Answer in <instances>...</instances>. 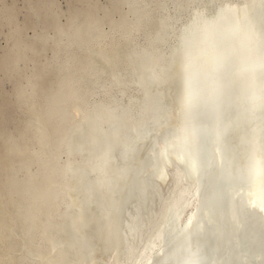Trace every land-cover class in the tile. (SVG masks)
<instances>
[{
    "label": "rangeland",
    "instance_id": "1",
    "mask_svg": "<svg viewBox=\"0 0 264 264\" xmlns=\"http://www.w3.org/2000/svg\"><path fill=\"white\" fill-rule=\"evenodd\" d=\"M219 1L0 0V264H105L110 254L113 255V261H111L113 264H116L119 260H121L120 264H125L124 257L127 254V245L122 243L124 248L120 246H122L121 242L130 238L128 227H126L127 223L129 224L134 219V216L136 217V214L140 219H143V217L144 219L149 218L147 212L149 211L148 215L150 216V209L155 203L160 204L161 201L151 200L148 191L144 193L147 197H144L143 189L147 188L149 190L153 183L146 182V178L139 171L132 172L134 168H136L135 170L141 169L139 165L136 166L137 162L134 157L140 158V154L143 151L139 154V150L135 151L138 146H134L130 151H123L129 154L125 156L120 151L122 148L121 144L113 141L109 142L112 137V116H117L118 118L119 114L125 112L132 116L135 113L139 116L144 113L146 117L148 106L152 103L155 119L159 118L158 112H156V109H159L160 112L162 111L161 113L167 111L163 114L164 116L170 115V118L172 116L173 118L184 117L183 122L187 121L186 119L190 116V108L193 106L187 100L189 99V94L191 95L194 92L192 91V85L189 86V84L190 82L195 83V81H192L189 77L185 80V75L177 80V71L171 66L177 61L176 57H172V59L171 56H173V53L176 54L177 51L175 52V50L180 47L182 42H186L184 39L197 35V29L201 33L204 31L203 28L205 26L211 24L210 26L214 27L213 23H220L219 26L216 25V28L221 27L219 29L220 32L221 30L223 31L220 33L223 38H229L230 42L236 38L232 42L235 45L237 44V48L241 47L243 43L245 46L243 45L244 47L242 48L247 49V51L251 49L247 48L250 42L245 39L247 37L244 35L245 25L243 26V23H241L246 21L245 24H250L247 16H250L251 8L248 11H244L245 16L239 12L244 1L240 0L242 3L239 0H222L220 3ZM248 1H245V6L252 4L255 0ZM251 1L252 3H250ZM189 4L192 6L187 8ZM256 6L257 4L254 5V7ZM181 7L188 9V12L184 10L181 13L183 11ZM206 8L209 10L207 13L205 11ZM217 12H220L218 13L220 16H217ZM231 12H233L234 18L238 19L237 21L242 18L241 24L235 25L236 27L230 31H226L228 27L222 22L226 18L222 19V16L225 17L229 13L231 15ZM247 12H249V15ZM254 13H251V17L253 15L252 19L256 20L259 16ZM205 14L210 15V18ZM215 16H217L216 20L213 18ZM202 18L206 25L205 23L203 24ZM219 18L222 20H219ZM248 20L249 23L247 22ZM225 21L227 22L228 20L226 19ZM193 22H195V27L196 24L197 26L199 25V22H201L200 25L203 24L205 26L200 28L199 25L196 29L192 25ZM174 24L177 29L173 27L175 26ZM53 25L54 27H52ZM188 26L190 27L186 30ZM237 28L238 32L243 33L241 34L242 39L237 37L240 35L236 36L235 34ZM190 29L192 32L195 29L194 31L197 33L193 32L192 36ZM201 29L203 31H200ZM204 29L206 30L207 28L205 27ZM232 31L235 33H232ZM148 38H154L152 40L155 42L152 43V40L148 41ZM172 38L176 42L174 41L173 43ZM238 40L243 42L240 43ZM169 41L172 43H169ZM149 42H151L152 46ZM167 44H171L170 48ZM172 44L174 47H172ZM147 45H150V48ZM152 48H156L154 50L155 54H153ZM159 48H162V51ZM147 50L151 51L149 52L152 55L151 57H149ZM169 51L174 52L169 54ZM130 52L139 54L135 53L134 55V53ZM163 52L165 57L162 56L164 55ZM129 53L130 55L128 56ZM130 56L135 60L132 61ZM141 56L143 57L140 58ZM215 56L216 54L210 58ZM129 58L132 63H129ZM147 58L151 59L149 61H152V64H155L157 68L160 67L159 70L161 71L157 72V77H151L153 71L151 69L153 67L149 66L151 68H148L149 61ZM227 58L232 61L231 57L228 56L225 59ZM164 60L169 65L166 71L168 74L170 72L169 76L167 75L168 77L163 76L167 67L163 63ZM188 60H192V58L185 56L178 64L181 65L182 62H185L183 64L185 65L189 63ZM193 60L199 62L201 66H207L211 63V60L201 61L194 56ZM16 62L17 64H14ZM229 63H232L233 66V61H225L221 66L218 63L216 66L218 68L212 69L206 74V77L214 71H220L219 67H225ZM185 68L187 67L185 66ZM196 68L198 67L196 66ZM194 71V75H202L204 69L201 67ZM115 74L118 75L117 78ZM201 75L197 78H200ZM206 77L199 79V81L205 84ZM150 78H153L152 83L149 82ZM162 79H169L167 81L169 83L165 85ZM147 82L149 83L147 84ZM152 84L153 88H150ZM195 84L197 86V82ZM59 86L62 87L59 88ZM117 86L118 88H116ZM22 89L26 93H22ZM45 90L47 91L44 92ZM196 94L199 99L204 97L206 100L208 96L206 84L205 89L201 93L197 90ZM131 97L134 98L131 99ZM116 99H118L117 102ZM165 99L167 103L164 102ZM130 101L133 102L132 105ZM140 102H142L141 105H144V107L143 110L138 111L140 106L136 109L133 104ZM43 104L44 106L47 105L46 110L44 109L45 107H42ZM190 104L192 105L190 106ZM39 105L40 109L38 110ZM176 106L178 109L180 107L183 108V110L181 108L178 110ZM113 107H117V111L115 108L117 113H115ZM44 112H46L47 116ZM186 113L189 114L187 117L184 115ZM68 115H70L71 120ZM163 115L160 116L165 119ZM140 118H143V116ZM121 119L118 121H121ZM33 123L36 128L32 125ZM50 124L54 127L50 126ZM103 124L106 127H103ZM107 124L108 127L112 125V127L110 126L111 129H109L110 127L107 129ZM102 128L103 130L107 129L109 133L106 130L108 134L106 133L105 136H103V132H101L103 133L102 135L99 134L100 131H103L101 130ZM97 131L98 134L93 136ZM79 133L81 134L79 135ZM36 134L39 135L37 136ZM95 136L96 138H94ZM55 144L56 146H54ZM12 145L14 150L11 149ZM130 145L132 144L129 143V145L125 146L130 147ZM106 147L110 148L111 156L114 158L119 155L120 163H124L123 161L125 160L131 161L132 159L135 161L132 163V170L127 175L122 170H118L120 177L117 178L123 182V184L122 182L118 184L122 186L128 183L129 186L121 187L123 191H118L120 195H116L117 200L113 199L114 194L112 192L107 195L96 192L97 182H94L92 177L84 174L85 168L88 169L87 166L98 162L103 151L108 149ZM142 149L144 150V148ZM4 153L5 158H2ZM6 156L8 157L7 159ZM84 160L86 164L83 163ZM130 172L131 174L129 175ZM136 172L139 173L137 174ZM139 174H141V178ZM124 175L127 178L123 179ZM129 178L131 179L130 182L132 181L131 183ZM133 178H138L142 182L135 179L140 183L136 184L137 182L135 183L132 180ZM123 180L128 182L125 183ZM117 187L120 188L119 186ZM92 188L95 192L91 190ZM87 191L89 193L92 191L90 194L92 195L93 193L95 196L92 195L96 199V204L97 201H100V204L105 206L108 201L110 205L107 207L112 209L102 208L98 202L97 206L94 207V204H90L93 207H90V209L92 208L94 211L89 210L88 203L84 201L86 199L83 197ZM38 197L40 199L42 197V199L39 200ZM141 198L145 200V202L139 200L141 204L147 203L144 205L145 210L143 205L139 204L137 200ZM118 199L121 200L118 201ZM149 199L152 202H149ZM147 201L149 202V207H147ZM20 204L23 206L22 208ZM115 205L116 209L114 208ZM128 206L130 210H128ZM134 206L136 208L133 209ZM103 209L106 211H103ZM100 210H102V216H100ZM125 210L126 213L132 215L128 214V222H126L127 216H124ZM130 212L134 213V216ZM28 215L35 220H32ZM185 215L182 217V221L186 218ZM110 217H112L113 223L110 221ZM103 218L104 222L109 219L114 228L115 226H121L124 220L126 225H124V221L123 225L127 230H125V237L124 233H122L124 230L121 227H119V231L123 230L121 232L123 236L119 234L120 232H117L116 235L114 234V238L110 237L111 231L114 233L116 229H114L115 231L111 229L110 234L106 229L111 228V224L107 228L110 222L104 223L102 221ZM92 223L93 225L90 227ZM102 223L106 227H103ZM91 228L96 230L95 234L93 233L94 231L90 230ZM78 231L80 232L79 234ZM145 232L148 233V231ZM98 233L105 237H101ZM146 233H144V236L147 235ZM89 234L93 235L90 236L93 237V240L89 239L88 241ZM79 235L82 240L84 238V241L79 239ZM108 237L112 239H108ZM121 237L125 238V240ZM100 238L103 239L102 241L105 244L103 245L107 247H105L106 251L103 246L100 248V251L101 249L105 251L103 253L102 251L98 252L99 248L94 249L96 241ZM117 240L121 241L120 246L118 244L114 245L116 248L113 249L112 245L119 243ZM107 241L108 244H106ZM109 247L111 250H108ZM93 251L94 254H92ZM111 251H114V254ZM107 252L110 253L108 257H106ZM102 254L107 258L105 261H103L105 257H102Z\"/></svg>",
    "mask_w": 264,
    "mask_h": 264
},
{
    "label": "bare ground",
    "instance_id": "2",
    "mask_svg": "<svg viewBox=\"0 0 264 264\" xmlns=\"http://www.w3.org/2000/svg\"><path fill=\"white\" fill-rule=\"evenodd\" d=\"M196 1V0H195ZM197 1H199V0H197ZM212 1H214V0H212ZM220 1H222V0H220ZM220 1H219V3H220ZM224 1V0H223ZM226 1V0H225ZM227 1H229V0H227ZM232 1V0H231ZM238 1V0H237ZM240 1V0H239ZM242 1H244V3H245V1H248V0H242ZM202 2V1H201ZM205 2V1H204ZM249 2V1H248ZM199 3V2H198ZM198 3H196V4H198ZM240 3H242L241 1H240ZM244 3H242V7H240V9H241V11H239L240 13H241V15H245L244 14V11H248L250 8V10H251V13L253 14L255 11H256V9H257V11L255 12V13H257V14H255V15H257V16H259L258 18H256V20L258 21V19L259 18H263V20H264V0H255L253 3H252V1L250 2V3H252V4H250V5H246L245 6V4ZM255 4H257V6L256 7H254V5ZM181 5V4H180ZM195 5V4H194ZM193 5V6H194ZM210 5V4H209ZM190 6H192V5H190L189 4V6L187 7V8H189ZM220 6V5H219ZM239 6V5H238ZM245 7V8H244ZM182 8V7H181ZM195 8V7H194ZM199 8V7H198ZM231 8V7H230ZM232 9V8H231ZM230 9V10H231ZM182 10L183 11H181V13L182 12H184V10H187V12H188V9H183L182 8ZM192 11H194L193 9H192ZM205 11H206V13L207 12H209V10H208V8H206L205 9ZM234 11V10H233ZM254 11V12H253ZM179 12V11H178ZM186 12V11H185ZM223 12H224V10H223ZM223 12H221V13H223ZM238 12V11H237ZM238 12V13H239ZM205 13V12H204ZM218 13H220V12H217L216 14H217V16H220ZM237 13V14H238ZM239 13V14H240ZM249 12H247V14H248ZM251 13H249L250 14V16H247L246 18L247 19H249L250 20V24H245V22L246 21H243V22H241V23H243V26L245 25V32H244V35L245 36H247V37H245V39L247 40V42H250L249 43V45H248V47L247 48H251V49H249L248 51H249V56H250V58L251 59H253V60H256V61H261V62H264V22L262 21H259V22H257L256 20H254V19H252V17H253V15H252V17H251ZM248 14V15H249ZM39 15V14H38ZM200 15V14H199ZM202 15H203V13H202ZM205 15H208V14H205ZM225 15V14H224ZM46 16V15H45ZM47 16H48V14H47ZM46 16V17H47ZM193 16H194V14H193ZM209 16V18H210V15H208ZM217 16H215V17H213V18H215L214 20H216V17ZM222 16V15H221ZM235 16H237V15H235ZM246 16V15H245ZM257 16H255V17H257ZM43 17V16H42ZM160 17V16H159ZM197 17H200V16H197ZM202 17H204V16H202ZM206 17V16H205ZM191 18H193V17H191ZM201 18V17H200ZM212 18V19H213ZM223 18H226L228 21L226 22L225 20L224 21H222L223 23H224V25H226L227 27H228V29H226V31H230V30H232L233 28H235L237 25H239V24H241L240 23V21L242 20V18H241V20L240 21H237L235 18H234V15H233V12H231V15H230V13H229V15H225V17H223L222 16V19ZM233 18V19H232ZM237 18V17H236ZM244 18V17H243ZM10 19V18H9ZM43 19H45V18H43ZM204 19H206V18H204ZM218 19V18H217ZM222 19H220L219 18V20H222ZM245 19V18H244ZM40 20V19H39ZM42 20V19H41ZM192 20V19H191ZM195 20V19H194ZM199 20H201V19H199ZM198 20V21H199ZM211 20V19H210ZM249 20L247 21L248 23H249ZM253 20V21H252ZM44 21V20H43ZM193 21V20H192ZM191 21V22H192ZM197 21V20H196ZM202 21H203V18H202ZM211 21H213V20H211ZM218 21V20H217ZM216 22V21H215ZM190 23V22H189ZM195 22H193V24L192 25H194V27H195V24H194ZM197 23V22H196ZM205 22L203 21V24H204ZM236 23H238V24H236ZM199 25L201 24V22H199L198 23ZM198 25L200 28L201 27H204L205 25H206V23H205V25ZM210 24V23H209ZM213 24H215V28L214 27H212V26H205L207 29L205 30L204 28H203V30L201 29L200 31H203V32H199V29H197V24H196V29L198 30L197 32H198V34L197 35H195V36H193V32H195L194 30H193V32H192V30L190 29V31L192 32V36L193 37H195V38H193L192 36V38H190V36L189 37H187L186 39H184V41L186 40V42H182L181 43V45H180V47H178L177 48V50H175V52H176V54H174L173 52L174 51H172V52H170L169 54H172L173 53V56H171V58L172 57H176L177 58V61L176 62H174L173 63V65H171L172 66V68H175V70L177 71V80H178V78L180 79L183 75H185L186 77H185V80H187L186 78L187 77H193V78H191V80L192 81H195V83L197 82V86H196V89L194 90V88H193V85H192V91H194L191 95L189 94V99L187 100V101H189L190 100V103H192L191 102V100L193 99V97H194V94L197 92V90H198V92L199 93H201L202 91H203V89H205V84L203 83V82H201V81H199V79H204V77L206 76V74L208 73V72H210L212 69H216V68H218V67H216L217 66V64L219 63V66H221L225 61L226 62H232L233 61V66H232V63H229L227 66H225V67H221L220 68V71L222 70L223 72H226V73H228V71H231V70H233V69H235L237 66H238V61H237V53L238 52H244V54H247V49H244V48H242V47H244L245 46V44H243L242 42L243 41H241V40H238V42H240V43H242V46L241 47H238L237 48V44L235 45V43L234 42H232V41H234V40H236V38L234 39V40H232L231 42H230V40H229V38H223V36H221V32H223L222 30H221V32H220V29H221V27H219L218 29L216 28L217 26H219V24H217V23H213ZM212 24V25H213ZM262 24H263V26H262ZM175 25V24H174ZM217 25V26H216ZM236 25V26H235ZM250 25V26H249ZM80 26V25H79ZM221 26V25H220ZM223 26V25H222ZM52 27H54V25L52 26ZM82 27V26H81ZM173 27H177L176 25L175 26H173ZM190 26H188L187 27V29L186 30H188V28H189ZM80 28V27H79ZM191 28H193V27H191ZM85 29V28H84ZM177 29V28H176ZM224 29H225V26H224ZM241 30V29H240ZM84 31H86V30H84ZM234 31H235V29H234ZM234 31H232V33H235ZM182 32V31H181ZM186 32V31H185ZM197 32H195V34L197 33ZM225 32V31H224ZM66 33V32H65ZM91 33V32H90ZM188 33V32H187ZM217 33H219V35L217 36ZM158 34V33H157ZM177 34V33H176ZM179 34V33H178ZM191 34V33H190ZM236 36L237 35H240V36H237V37H239V39L241 38V34H243V33H241V32H238V28H237V30H236ZM166 35V34H165ZM185 35H187V34H185ZM175 36V35H174ZM188 36V35H187ZM243 36V35H242ZM168 37V36H167ZM177 37V36H176ZM180 37V36H179ZM181 37H183V36H181ZM152 39H154V38H152ZM151 38H148V41L149 40H152ZM156 39V38H155ZM165 39V38H164ZM242 39V38H241ZM158 40V39H157ZM167 40V39H166ZM172 40H173V43H174V39L172 38ZM179 40V39H178ZM180 41H181V38H180ZM152 43L153 42H155V41H151ZM151 42H149L150 44H151ZM176 42V41H175ZM157 43V42H156ZM169 43H172L171 41H169ZM167 45H169V48H170V46H171V44H167ZM225 46V47H223V46ZM239 45V44H238ZM244 45V46H243ZM147 46H149L148 48H150V45H147ZM151 46H152V44H151ZM165 46H166V44H165ZM179 46V45H178ZM249 46H251V47H249ZM258 46H261L260 47V49L261 50H257L256 48L258 47ZM132 47V46H131ZM134 47V46H133ZM172 47H174V45L172 44ZM147 48V49H148ZM234 48V49H236L238 52H236V51H234V50H232V49ZM153 49V48H152ZM159 49H161V51H162V48H159ZM158 49V50H159ZM176 49V48H175ZM221 49L223 50V53H220L219 51H221ZM142 50V49H141ZM144 50H146V49H144ZM149 50V49H148ZM147 50V53H149V52H151V51H148ZM151 50V49H150ZM154 50H156V48L155 49H153L152 50V52H154ZM157 50V51H158ZM157 51H156V54H157ZM252 51V52H251ZM142 52H143V50H142ZM146 52V51H145ZM144 52V53H145ZM158 52H160V51H158ZM224 52L226 53V55L227 56H229V57H231V60L232 61H230V59H223V58H221L223 55H225L224 54ZM130 53H134V55H135V53L136 54H139V53H137V52H130ZM130 53L128 54V56L130 55ZM143 53V54H144ZM164 53V52H163ZM193 53H195V54H193ZM153 54H155V52L153 53ZM216 54V56L214 57V58H210V57H212V56H214ZM141 55V54H140ZM145 55V54H144ZM143 55V56H144ZM225 55V56H226ZM143 56H141L140 58H142ZM146 56H147V54H146ZM145 56V57H146ZM152 55H151V53H149V57H151ZM162 56H164L165 57V53H164V55H162ZM161 56V57H162ZM188 57V58H192V60H188V62L189 63H186L185 65H183L185 62H182V64L181 65H179L178 63H179V61L180 60H182V58L183 57ZM193 56L194 57H196L197 58V60L198 59H200L201 61H209V60H211V63L209 64V65H207V66H201L200 65V63L199 62H197V61H194L193 60ZM224 56V57H225ZM219 57V58H218ZM128 58V57H127ZM130 58L132 59V61L133 60H135V59H133L131 56H130ZM130 58H129V60H130ZM135 58V57H134ZM226 58V57H225ZM173 59V58H172ZM147 60L149 61V60H151V59H148L147 58ZM155 60V59H154ZM153 60V61H154ZM159 60H161V59H159ZM165 60H166V58H165ZM165 60H164V62L163 63H165ZM199 60V61H200ZM20 61V60H19ZM147 61V62H148ZM194 62V63H193ZM129 63H132L131 62V60H130V62ZM168 63V62H167ZM167 63H165L166 64V69L164 70V72H165V74H163V76H165V77H168L169 76V74H170V72H169V74H168V72H166L167 71V69L169 68V65H167ZM14 64H17V62L16 63H14ZM175 64V65H174ZM159 65H160V63H159ZM183 65V66H182ZM231 65V66H230ZM17 66V65H16ZM149 66H152L153 68L151 69V70H153L152 71V76L151 77H157L158 76V73L157 72H160L161 70H159L160 69V67L159 68H157L156 66H155V64H152V61L150 62H148V68H151V67H149ZM157 66H158V64H157ZM185 66L187 67V68H185ZM196 66L199 68H201L202 67V69H204V71H202V75H201V77L200 78H197L198 76H200L199 74H197V75H194L195 74V69H196ZM128 68V67H127ZM230 69V70H229ZM225 70H227V71H225ZM72 72V71H71ZM90 73H92V72H90ZM112 73V72H111ZM167 73V74H166ZM113 74V73H112ZM153 74H154V76H153ZM116 75V78L118 77V75L117 74H115ZM151 75V74H150ZM149 75V76H150ZM168 75V76H167ZM68 76V75H67ZM172 77V76H171ZM63 78V77H62ZM49 79V78H48ZM119 79V78H118ZM151 79V80H150ZM149 80V82H151L152 83V79L153 78H150ZM158 79H160V77H158ZM174 80H175V78H173ZM228 79V78H227ZM227 79L224 81V84H223V86L224 87H226V84H227ZM51 80V79H50ZM49 80V81H50ZM163 80V82H165V85L167 84V83H169V82H167V81H169V79H166V80H164V79H162ZM173 80V81H174ZM117 81V80H116ZM171 81H172V78H171ZM149 82H147V84L149 83ZM116 83H118V82H116ZM174 83V82H173ZM29 84V83H28ZM259 84V83H258ZM113 85H115V84H113ZM124 85V84H123ZM151 85V84H150ZM171 85V84H170ZM239 84H235V87H237ZM264 85V82L263 83H260L259 84V86H263ZM116 86V85H115ZM120 86H121V84H120ZM148 86V85H147ZM25 87V86H24ZM46 87V86H45ZM45 87H44V89H45ZM62 86H59V88H61ZM150 87V86H149ZM116 88H118V86L116 87ZM150 88H153V84H152V86L150 87ZM21 89V88H20ZM104 89V88H103ZM110 90H112L111 88H109ZM105 90V89H104ZM108 90V89H107ZM107 90H106V94H107ZM139 90V89H138ZM47 90H45L44 92H46ZM25 92V91H24ZM23 92V89H22V93H24ZM26 93V92H25ZM100 93V92H99ZM164 93V92H163ZM254 93V92H253ZM252 93V95H251V104H249V105H247V106H245V107H243L242 109L240 108V110H238V111H236V112H234V113H236V114H239V113H241V112H245V111H247V110H252V109H254V108H256V107H259V106H261L263 103H264V89L261 91V92H259V93H254L253 94ZM52 94H54V93H52ZM85 94V93H84ZM108 94H110V93H108ZM123 94V93H122ZM125 94V93H124ZM79 95V94H78ZM114 96V95H113ZM135 96V95H134ZM142 96H143V94H142ZM145 96V95H144ZM49 97V96H48ZM73 97V96H72ZM76 97V96H75ZM136 97V96H135ZM166 97H167V95H166ZM114 98V97H113ZM132 98H134V97H131V99ZM138 98V97H137ZM136 98V99H137ZM140 98V97H139ZM109 99H110V97H109ZM108 99V100H109ZM135 99V100H136ZM164 99V98H163ZM201 99H204V97H202ZM200 99V100H201ZM41 100V99H40ZM107 100V99H106ZM144 100V99H143ZM142 100V101H143ZM38 101V100H37ZM48 101V100H47ZM118 101V99H116V102ZM166 101V99L164 100V102ZM171 101V100H170ZM46 102V101H45ZM108 102V101H107ZM114 102V101H113ZM131 102V105H132V101H130ZM129 102V103H130ZM138 102V101H137ZM163 102V101H162ZM163 102V103H164ZM174 102V101H173ZM184 102V101H183ZM42 103V102H41ZM165 103H167V102H165ZM171 104H172V102H170ZM178 103V102H177ZM78 104V103H77ZM102 104H104V102H102ZM110 104V106H112V104L111 103H109ZM114 104V103H113ZM116 104V103H115ZM142 104V102H140V103H134L133 104V106L137 109L139 106V109H138V111L139 110H143V107H144V105H141ZM154 104V103H153ZM180 104H182V103H180ZM184 104V103H183ZM182 104V105H183ZM241 104H243V103H241ZM152 105V103L148 106V109H147V112H146V117H145V115H144V113L142 114V115H137V113H135L134 114V116H132V115H130L129 113H125V112H123L122 114H119L118 115V118H117V116H112L113 118H112V120H111V123H112V125H113V128H112V130H111V132H112V134H111V139L109 140V142L110 141H113L114 143H118V144H121L122 145V148L120 149V151L123 153V155H125V156H127V155H129V154H127V153H124L123 151L124 150H122L124 147H125V145H129V143H131L132 144V139H133V134L137 131V130H140V129H146V124H152V122H154V121H156L155 123H156V125L158 126V127H155V130H157L158 128H159V133L161 132L162 134L161 135H159V137H164V138H173L174 136L173 135H168V133L170 132V131H172L173 129H175V128H180V126H183L184 125V122H183V120H184V117H182V118H178V117H174L173 118V116L170 118V115H167V116H164L163 114L164 113H166L167 111H164V113H161L160 111H159V109H156V112H158V115H159V118H157V119H155L154 118V115H153V110H154V108H153V105ZM182 105H181V107H182ZM47 106V105H46ZM46 106H44V104L42 105V107H45L44 109L46 110ZM122 106V105H121ZM170 108H171V106H169ZM179 107V106H178ZM180 107V108H181ZM48 108V107H47ZM114 108V111H115V108H116V111L118 110L117 109V107H113ZM113 108H112V110H113ZM120 108H122V107H120ZM131 108V107H130ZM172 108H174V107H172ZM176 108H177V106H176ZM179 108V109H180ZM40 109V105H39V108H38V110ZM83 109V108H82ZM178 109V108H177ZM176 109V110H177ZM178 109V110H179ZM182 110H183V108H181ZM191 109V108H190ZM42 110V109H41ZM167 110V109H166ZM187 110V109H186ZM44 111V110H43ZM43 111H42V113H43ZM113 111V112H114ZM115 111V113H117ZM126 111V110H125ZM187 111H189V110H187ZM121 112V111H120ZM180 112V111H179ZM178 112V113H179ZM224 113H226V114H224V115H226V116H228L229 114H230V112L228 111H223ZM185 113V112H184ZM44 114H46V112H44ZM129 114V115H128ZM180 114V113H179ZM182 114V113H181ZM189 114H190V111H189ZM188 113H186V114H184L185 115V117H187V115H189ZM41 115V114H40ZM43 115V114H42ZM128 115V116H127ZM160 115H163L164 116V118L165 119H163ZM46 116H47V114H46ZM48 116H50L49 114H48ZM126 116V117H125ZM141 116H143V118H140ZM179 116V115H178ZM68 117L70 118V115H68ZM125 117V118H124ZM43 118H44V115H43ZM122 118V119H121ZM123 118H124V121H123ZM140 118V119H139ZM119 119H121V121H123V122H121V121H118ZM151 119H152V121H151ZM70 120H71V118H70ZM129 120V121H128ZM186 120H188V119H186ZM45 121V120H44ZM162 121L163 122H165V124H163L162 123ZM37 122H38V120H37ZM53 122V121H52ZM51 122V123H52ZM106 122V121H105ZM120 122V123H119ZM128 122H130L129 124H128ZM54 123V122H53ZM52 123V124H53ZM107 123V122H106ZM110 123V124H111ZM125 123V124H124ZM159 123V124H158ZM237 123V122H236ZM37 124V123H36ZM43 124V123H42ZM128 124V125H127ZM28 125H30V124H28ZM32 125H34V123L32 124ZM32 125H30V127H33ZM112 125H109V127L111 126L112 127ZM119 125V126H118ZM127 125V126H126ZM154 125V124H153ZM206 125H208V126H210L211 125V123H208V124H206ZM35 126V125H34ZM50 126H52L51 124H50ZM106 127V125L105 124H103V127ZM47 127V126H46ZM52 127H54V126H52ZM108 127V124H107V129L109 128ZM111 127L109 128V129H111ZM154 126H152V127H150V128H148L149 129V131H151V129L153 128ZM34 128V127H33ZM35 128H36V126H35ZM34 128V129H35ZM47 128H49V127H47ZM56 128V127H55ZM54 129V128H53ZM106 129V130H107ZM238 129H239V131H238ZM252 128H249V126H248V124L247 123H242V124H239V127H237L236 125L234 126V127H231L229 130H228V132H227V134L229 133V131H232L234 134H232L233 136H232V138H233V143H232V146L235 144L236 146H235V148L237 147V145H238V142L242 139V135H240V133H242V132H244V133H246V136L244 137V139H247L245 142H246V145H247V147L250 145V144H252V142L254 141V140H252V139H249L250 137H251V132H250V130H251ZM40 130V129H39ZM56 130V129H55ZM98 130V129H97ZM101 130H103V128L101 129ZM106 130H103V131H100L99 132V134H103L104 133V135L103 136H105L106 135V133H107V131ZM36 131V130H35ZM37 132H38V130H37ZM101 132H103V133H101ZM40 133V132H39ZM108 133H109V131H108ZM107 133V134H108ZM243 133V134H244ZM51 134V133H50ZM49 134V135H50ZM81 133H79V135H80ZM98 134V131H97V133L96 134H93V136L94 135H97ZM190 134V132H188L186 135H189ZM37 136L39 135V134H36ZM35 136V135H34ZM42 136H43V134H42ZM92 136V137H93ZM256 136V135H255ZM87 137H89V136H87ZM86 137V138H87ZM91 137V138H92ZM107 137H109V136H107ZM143 137V141L144 140H146L147 139V141L146 142H144L143 144H145L146 143V145H149L150 144V140L148 139L149 137H150V134L148 133V131L147 132H142L139 136H138V140H140L141 138ZM228 137V136H227ZM85 138V139H86ZM94 138H96V136L94 137ZM158 138V137H157ZM157 138H156V140H157ZM93 140V139H92ZM155 140V141H156ZM50 141V140H49ZM48 141V142H49ZM82 141H84V139H82ZM104 141V140H103ZM13 142V141H12ZM85 143V142H84ZM95 143V142H94ZM96 144H98V143H96ZM96 144H95V147H96ZM43 145V144H42ZM90 145V144H89ZM109 145H111L110 143H109ZM146 145H139L137 148H135V151H138L139 150V154L141 153V151H143L142 152V154H140V158H138L137 156H135L134 158L136 159V166L137 165H139V168H141V172H142V174H148V175H150V176H152L153 175V179L155 180V181H157V182H159L160 183V185H161V188H162V195H165V194H163L164 192L166 193V195H165V199H164V201L163 202H161L160 204H158V203H155L154 205H153V207L150 209V216L148 215V212H147V216L149 217V218H146V219H149L151 222H150V224H152V226H148L149 227V230H148V233H146L147 235H145L144 236V238H142L141 239V242H140V245H142V247L140 248V250L139 249H137V250H135V251H139L137 254H134L133 253V251L131 250L129 253L127 252V254H126V257H124V262H125V264H160L163 260H165V258H168V257H170V258H173L174 260L173 261H171L169 264H171L172 262H174V264H180L179 262L180 261H183L184 260V258L186 257V253H180L179 251H178V248L180 247V246H182L186 241H188V245L189 246H193V245H198V244H200V243H202L203 242V237L202 236H200L199 234H196L195 236H193V235H190L192 232H196V230H195V227H196V225H197V222H196V219H198V217H200L201 216V214H202V199H201V197H199V186H201L200 184H201V182H202V180H201V177L200 176H196V177H191V178H188L187 177V174L185 173V170L181 167V166H179L178 164H172L169 168H167L166 166V168H165V170L162 172L161 171V169H160V166H162V161H160V160H157V162L159 163V164H157V165H155L154 167H152V165L155 163V160H150V156H149V152H151V148H152V146H153V144L150 146L149 145V147L147 148V146ZM174 145H176V144H173L171 147H172V151H173V146ZM54 146H56V144L54 145ZM93 146H94V144H93ZM99 146V145H98ZM243 146H244V144H243ZM12 148L11 149H13L14 150V148H13V145L11 146ZM111 147V146H110ZM128 147V146H127ZM144 148V150L142 149V148ZM246 147V148H247ZM60 148V147H59ZM106 148H108L107 150H104V151H107V152H105L104 153V151H103V153H102V155L100 156V158L98 159V162L97 163H95V164H93V165H89V166H87L88 167V169H86L85 168V170L83 169V171H85V173L84 174H86L87 176H90V177H92L93 179H94V182L96 181L97 182V191L96 192H98V193H102V194H105V195H107V194H109V193H113L114 195V198L113 199H115V200H117V196L118 195H120V194H118V191L120 192V191H123L122 190V188H124L125 186H127L128 185V181H124L125 183H127V185H122V186H120L118 183H121L122 181L120 180V179H118L119 177H120V175L118 174V170L120 169V171L122 170L123 172H125L126 173V175L128 174V172L129 171H131L132 170V163H134L135 161H133V159L131 160V161H123L124 163H120V157H119V155H117V157L116 158H114L113 156H111V153H110V148L109 147H106ZM105 148V149H106ZM159 148L162 150V148H163V145L162 144H159ZM97 149V148H96ZM140 149H142V150H140ZM12 150V151H13ZM98 151V150H97ZM236 152V151H235ZM99 153V152H98ZM110 153V154H109ZM133 153H136V152H133ZM69 154V153H68ZM70 156V155H69ZM12 157V156H11ZM233 157L235 158V160H232V161H234V162H238L239 163V167H240V170H241V176H242V181H243V185L241 186V188H240V190H241V192H242V194L244 195V198H245V201H246V206H247V208H248V210H249V212L251 213V214H257V215H259L260 217H262V219L264 220V143L263 142H261V141H259L258 143H257V146L255 147V149H254V151H253V153H252V156L249 158V156L248 155H246V154H243L242 156H240V153H239V155H236L235 153L233 154ZM2 158H5V153L3 154V157ZM8 157L6 156V159H7ZM138 158V159H137ZM144 159V160H143ZM146 159H148L149 161H148V167L150 168V166H151V168L150 169H147V170H145V168H146V166H145V163H146ZM5 160V159H4ZM9 160V159H8ZM7 162V161H6ZM12 162H14V161H12ZM82 162V161H81ZM86 161L84 160L83 161V163H85ZM217 163L220 165V162L219 161H217ZM86 164V163H85ZM87 164H88V160H87ZM123 164V165H122ZM141 164V165H140ZM160 165V166H159ZM84 166V165H83ZM179 166V167H178ZM85 167V166H84ZM129 168V169H128ZM136 168H134L133 170H132V172L133 171H139L140 172V170H135ZM78 170H79V167H78ZM105 172V175H103V176H101V172ZM151 171V172H150ZM79 172V171H78ZM138 172V173H139ZM81 173V172H80ZM137 173V172H136ZM137 173V174H138ZM82 174V173H81ZM131 174V172L129 173V175ZM136 174V175H137ZM86 175H84V177H86ZM119 175V176H118ZM126 175H124L125 177H123V179L124 178H127V176ZM141 174H139V176H140ZM134 176H135V173H134ZM139 176H137V177H139ZM118 177V178H117ZM158 177L160 178V179H162V180H164V181H161V180H159L158 179ZM116 178H117V180H116ZM140 178H141V176H140ZM135 179H137V180H139V182H142V180L140 181V179H138V178H133L132 180H134V182L136 183V184H140V183H138V181L137 180H135ZM175 179V180H174ZM120 182H119V181ZM130 178H129V182H130ZM144 180V179H143ZM118 181V182H117ZM149 181V180H148ZM148 181H146V182H148ZM93 182V183H94ZM132 182V181H131ZM130 182V183H131ZM151 182V181H150ZM134 183V184H135ZM92 184V183H91ZM122 184H123V182H122ZM23 185H24V182H23ZM93 185V184H92ZM131 185V184H130ZM117 186H119L120 188H118ZM129 186V185H128ZM137 186H140V185H137ZM122 187V188H121ZM143 187V186H142ZM130 189H131V187H129ZM144 188V187H143ZM143 188H141V189H143ZM92 191H93V188L91 189ZM125 190V189H124ZM144 190V192H143V194L145 193V192H147V191H149V190H147V188H144L143 189ZM142 190V191H143ZM146 190V191H145ZM91 191V192H92ZM90 192V193H91ZM93 192H95V191H93ZM89 193V191H87V193H85V196H83L84 197V199H86V200H84V201H86V203H88V209L89 210H93L92 208L94 207V206H97V204H98V202H99V204H100V201H97V204H96V199L94 198L95 196L93 195V193H92V195L94 196H92L91 194ZM117 195V196H116ZM96 196H97V194H96ZM116 196V197H115ZM144 197H147V196H145V194H144ZM143 197V198H144ZM149 197V196H148ZM39 198V197H38ZM140 198V197H139ZM150 198V197H149ZM168 198H170V199H173V202L175 203V202H177V204H179V202L180 201H184L185 202V205H186V207H185V210H184V212H183V215H185V219L182 221V218H180L179 219V217H180V214L178 215V211L176 212V219H179L178 221H177V223H178V227L179 228H176V225H175V230L177 231V232H175V233H173V235H172V238H171V245H169L170 244V242H167L166 244L164 243V240L163 239H161V241H160V243H161V245H159L158 246V248H155L154 246H155V244H156V242H158L157 240H156V236L158 235V231L159 230H161V228L160 227H156L155 228V225L156 224H159V223H157L158 222V215H162V217L161 218H166V216H167V209H168V207H169V202H168ZM41 199H42V197H41ZM40 198H39V200H41ZM130 199H132V198H130ZM144 199H146V198H144ZM142 200V198L141 199H137L138 200V202H139V204H141L140 202L141 201H139V200H142V202L144 201L145 202V200ZM169 199V200H170ZM121 199H118V201H120ZM137 200H136V202H137ZM130 202H131V200H129ZM128 201V202H129ZM154 201H156V200H154ZM38 202H40V201H38ZM43 202H45L44 200H43ZM130 202H129V204H130ZM148 202V201H147ZM149 202H152V201H150V199H149ZM149 202H148V206L147 207H149ZM157 202V201H156ZM109 202L107 201L106 202V205L105 206H102L103 204H100L101 206L100 207H106L105 209H107L108 207L107 206H109L110 204H108ZM168 203V204H167ZM90 204H94L93 205V207H92V205H90ZM96 204V205H95ZM108 204V205H107ZM114 204V203H113ZM147 203H142L141 205H143V209L145 208V206L144 205H146ZM135 206H137L138 205V203H137V205L136 204H134ZM141 205H138V206H140L141 207ZM20 206H21V208L23 207L21 204H20ZM99 206V205H98ZM111 206H112V202H111ZM133 207V209L134 208H136V207ZM90 207H92L91 209H90ZM161 207H164V208H161ZM99 208V207H98ZM102 208H100V209H102ZM115 209H116V205H115V207H114ZM128 210H130V207L128 206ZM132 208V207H131ZM142 208V207H141ZM105 209H103V211H106ZM109 209H112L111 207L110 208H108V210ZM132 209V210H133ZM146 209V208H145ZM144 209V210H145ZM148 209V208H147ZM97 210V209H96ZM128 210H127V212H128ZM94 211V210H93ZM118 212H120L119 210H117ZM137 211V210H136ZM101 214H100V216H102L103 214H102V210H100L99 211ZM125 212V217H126V219L128 218V214L129 213H126V210L124 211ZM133 212H134V210H133ZM142 212H143V210H142ZM187 212V213H186ZM104 213V212H103ZM131 213V212H130ZM145 213H146V211H145ZM34 215H35V213H33ZM131 214H133V216H134V213H131ZM130 215V214H129ZM122 216V215H121ZM121 216H119V217H121ZM123 216V217H124ZM130 216H132V215H130ZM136 216H137V214H136ZM146 216V215H145ZM146 216V217H147ZM28 217H30V215H28ZM31 219H32V217H30ZM109 218V217H108ZM111 218L112 217H110V221L113 223V220H111ZM134 218H135V216H134ZM121 219H124V218H122L121 217ZM129 219H131V218H129ZM143 219H144V217H143ZM32 220H35V219H32ZM37 220H39V219H37ZM132 220V219H131ZM103 222H104V218H103V220H102ZM108 221H109V219H108ZM108 221H105V222H107L108 223ZM109 221V222H110ZM122 221V220H121ZM124 221V220H123ZM123 221H122V224H121V226H115L114 224V226H115V228L112 226V223L110 222L109 224H108V227L107 228H109V226H110V224H111V228H109V229H106V230H108V232L110 233V230L112 229V230H114V229H116V233L114 232L113 233V231H111V235H110V237H112V238H114L115 236H114V234L116 235L117 234V232H120L119 234H121L122 236H123V234L122 233H124V237H125V227H124V225H126V222H128L129 220L127 219V221L125 222V224L123 225ZM104 222V223H105ZM106 223V224H107ZM115 223V222H114ZM95 224V223H94ZM99 224H101V223H99ZM103 224V223H102ZM119 224V223H118ZM191 224V226H189ZM236 222H235V219L233 218V216L232 215H229V217L227 218V219H225V221L223 222V225H222V232H221V234L214 240V242L212 243L213 245H212V247L210 246V249H208V252H215V247H216V245L217 244H219V246H222L223 248H225L226 246H228V245H230L231 244V242H232V240H233V238H232V233L234 232V228L236 227ZM92 225H93V223L91 224V226L90 227H92ZM98 225V224H97ZM104 226L103 227H106L105 226V224H103ZM120 225V224H119ZM122 225H123V227H122ZM127 225H129L128 223H127ZM126 225V227H128ZM182 225V226H181ZM238 225V224H237ZM100 227V226H99ZM116 227H118V228H116ZM119 227H121V228H123V232L122 231H119ZM94 228V227H93ZM93 228H91L90 230H92V231H94L93 233L95 234L96 232V230H93ZM96 229H97V227H95ZM121 228H120V230H121ZM143 228V227H142ZM185 228H188V231H187V233H183V231H184V229ZM118 229V230H117ZM99 230V229H98ZM127 231V230H126ZM129 231V236H130V238H131V241L130 242H132L133 240H134V238L139 234V232L138 233H134L133 232V230H132V228H131V230H128ZM122 232V233H121ZM80 232L78 231V234H79ZM90 233H92V232H90ZM92 233V234H93ZM107 233V232H106ZM106 233H104V234H106ZM108 233V234H109ZM169 233H171L170 231H168V232H165V233H163V235L162 236H166V235H168ZM91 234V235H92ZM93 234V235H94ZM98 234H100V233H98ZM97 234V235H98ZM238 233H236V235H237ZM90 234H89V238H88V241H89V239H91V240H93V237H90L91 236ZM92 235V236H93ZM101 235V234H100ZM109 236V235H108ZM97 237V236H96ZM98 237H100V236H98ZM101 237H105V236H102L101 235ZM110 237H108V239L110 238ZM106 238H107V236H106ZM106 238H104V239H106ZM112 238H110V239H112ZM122 238V237H121ZM79 239H81V236L79 235ZM87 239V238H86ZM123 240H125V238H122ZM149 239V241H153V243H154V246H153V244L152 243H150V242H147V240ZM103 239H98L97 241H96V244L94 245V249H98V252L100 251V248L103 246L104 248L106 247V246H104L105 244L103 243V241H102ZM122 240V241H123ZM81 241H84V238H83V240L81 239ZM87 241V240H86ZM118 241V240H117ZM110 242H112V241H110ZM116 242V241H115ZM119 243H116V244H113L112 246L114 247V245H119L120 244V240L118 241ZM125 243V241H123V242H121V245L123 246V244ZM88 244V243H87ZM104 244V245H103ZM106 244H108V241H107V243ZM90 245V244H89ZM125 245H126V243H125ZM120 246V245H119ZM122 246H120L121 248H124V246L122 247ZM134 246L136 247L137 246V244L136 243H134ZM133 246V247H134ZM134 247V248H135ZM93 248V247H92ZM107 248V247H106ZM104 249L105 251L107 250V249ZM116 247H114L113 249H115ZM119 249V248H118ZM104 250H102L101 249V251H102V253L103 252H105ZM108 250H111V248L109 247L108 248ZM117 250V249H116ZM119 250H121V249H119ZM123 250V249H122ZM100 251V252H101ZM115 251V250H114ZM114 251L112 252L113 254H114ZM164 251H165V253H164ZM97 252V253H98ZM108 252H110V251H108ZM107 252V253H108ZM118 252V251H117ZM96 253V254H97ZM106 253V254H107ZM92 254H94V251H93V253ZM91 254V255H92ZM110 253H108L107 255H106V257H108V255H109ZM117 254V253H116ZM129 255L131 256L130 258H129ZM92 256H94V255H92ZM95 257V256H94ZM102 257H105V256H103V254H102ZM104 258L103 259V261H105L107 258ZM176 257H178V259L180 260H178V262H176ZM187 257H188V255H187ZM186 259V258H185ZM111 261H113V255L112 254H110V256H109V258L106 260V262H105V264H113V262H111ZM120 261L121 260H119L116 264H120ZM258 264H264V262L262 261V260H260V259H258V260H255ZM104 263V262H103ZM96 264V263H95Z\"/></svg>",
    "mask_w": 264,
    "mask_h": 264
},
{
    "label": "water",
    "instance_id": "3",
    "mask_svg": "<svg viewBox=\"0 0 264 264\" xmlns=\"http://www.w3.org/2000/svg\"><path fill=\"white\" fill-rule=\"evenodd\" d=\"M259 21L264 22L263 18H259L257 22ZM218 35L219 33H217ZM260 47L258 46L256 49L261 50ZM232 50L238 52L234 48ZM219 52L223 53V50L221 49ZM236 55L238 66L235 69L228 71V73L217 70L210 73L207 77L205 76V84L208 89L206 100L205 98L200 100L195 93L191 100L193 106L190 109L188 120L180 128H175L168 133V135H173V138L159 137L162 133H159V128L155 130V127L158 126L155 123L156 121H154L152 124H146V129L137 130L133 134L132 145L123 148L124 152H127L134 146L146 145V143H143L147 139L143 141V137L140 140L137 138L142 132L148 131L150 134L148 138L150 140L149 145L153 144L151 152H149V158L150 160H155L152 167L159 164L157 160H160L162 161V166H159L162 172L166 167L169 168L172 164H178L185 170L188 178L201 177L199 197L202 199V214L196 219V232L194 231L190 235L199 234L203 237V242L189 246L188 241H186L180 246L178 251L186 253V259L184 258L183 261L176 257V262L179 260L180 264H258L255 261L258 259L264 262V220L259 215L249 212L244 195L240 190L243 181L239 163L232 161L235 160L233 157L234 153L236 155L240 153V156L246 154L250 158L257 143L259 141L264 143V103L252 110L239 114L234 113L240 108L242 109L251 104L253 92L259 93L264 89V85L259 86L260 83L264 82V62L251 59L249 52L247 54L238 52ZM224 56L221 58L225 59ZM226 79L227 84L224 87L223 84ZM235 84L239 85L235 87ZM191 85L196 86L194 82H190L189 86ZM193 88L196 89V87ZM223 111H229L230 114L226 116ZM162 123L165 124L163 121ZM208 123H211V125H206ZM242 123H247L249 128H252L249 139L254 141L247 147L245 142L247 139H244L246 133L244 131L240 133L243 137L235 148V144L232 146L234 142L232 134L234 133L229 131L227 134V132L231 127L235 125L239 127V124ZM152 126L154 127L149 131L148 128ZM188 132L190 134L186 135ZM159 144L163 145L162 150L159 148ZM173 144L176 145L173 146L172 151L171 146ZM149 145H146L147 148ZM148 161L146 159L145 170L151 168V166L150 168L147 166ZM217 161L220 162V165ZM140 173L142 174L141 169ZM103 175H105L104 171L101 172V176ZM142 175L146 178V181L149 180L148 182L151 181L153 183L148 191L151 200L163 202L165 195H162L163 190L160 183L153 179V175ZM158 179L164 181L159 177ZM169 199L166 218L163 219L161 218L162 215H158L157 223H160L155 225V228H161L156 236L158 242L154 246L153 241L147 240L155 248L161 245V239L164 240L165 244L170 242L169 245H171L172 235L177 232L175 225L176 228H179L177 221L184 216L185 202L180 201L177 204V202H173V199ZM177 211L178 215L180 214L179 219L175 218ZM229 215H232L238 224H236L232 233L233 240L231 244L225 248L217 244L214 248L215 252H208L214 240L221 234L223 222ZM150 222L149 219H140L136 216L129 223L128 230L132 228L134 233L139 232V234L132 242H130L131 238L125 241L128 253L131 250L134 254L139 252L135 250H140L142 247L140 242L144 233H146L145 231H148L149 227L152 226ZM168 231L171 233L162 236L163 233ZM187 231L188 228H185L183 233H187ZM236 233L238 234L236 235ZM134 243L137 244V247L134 246ZM173 260V258L168 257L160 264H169ZM171 264H174V262Z\"/></svg>",
    "mask_w": 264,
    "mask_h": 264
}]
</instances>
